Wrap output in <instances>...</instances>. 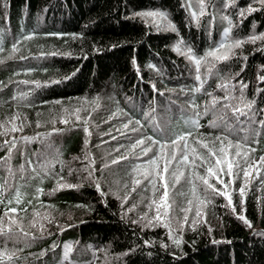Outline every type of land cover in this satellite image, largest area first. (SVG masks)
Segmentation results:
<instances>
[{
	"label": "trees",
	"instance_id": "obj_1",
	"mask_svg": "<svg viewBox=\"0 0 264 264\" xmlns=\"http://www.w3.org/2000/svg\"><path fill=\"white\" fill-rule=\"evenodd\" d=\"M218 1H226L224 14L233 21L225 29L227 40L264 37L260 0ZM188 2L0 0V121L17 114L23 127L0 138V222L11 218L29 224L44 211L71 215L61 229L31 232L27 241L18 240L12 258L5 256L0 262L57 264L62 246L71 241L73 259L78 261L90 260L93 252L87 249L99 245L108 250L111 260L117 259L111 264H264V210L259 207L264 188L258 189L262 183L250 186L244 199L233 194L236 213H243L251 227L236 214H219L211 208L213 220L208 225L169 234L160 227L143 228L136 214L123 206L130 202L121 201L126 193L135 201L147 198L153 186L148 179L139 185L134 181L157 149L140 155L139 148L130 151L129 146L142 136H154V120L187 131L193 116L190 102L202 110L211 100L206 93L226 96L229 90L215 87L222 82L233 79L236 87L231 95L237 98L240 82L247 85L243 96L252 107L251 122L240 117L249 134L243 147L252 158L264 156L260 123L264 121V40L246 42L235 57L217 62L213 75L202 66L205 83L201 91H194L200 86L195 66L175 50L178 43L182 40L181 48L191 47L201 57L222 42L217 26L208 25V15L198 16ZM142 11L163 12L177 31L155 30L140 18ZM212 120L211 112L202 116L201 127L187 142L189 148L199 136L214 140L220 135ZM24 138L36 139L25 142ZM124 155L127 159H119ZM114 159L119 162L112 164ZM91 160L95 162L92 179L71 171L92 168ZM99 176L117 182L122 196L116 197L113 187L98 190ZM58 182L78 187L61 188ZM182 196L177 192L176 197ZM12 233L9 251L18 238ZM4 240L0 236V249Z\"/></svg>",
	"mask_w": 264,
	"mask_h": 264
},
{
	"label": "snow or ice",
	"instance_id": "obj_2",
	"mask_svg": "<svg viewBox=\"0 0 264 264\" xmlns=\"http://www.w3.org/2000/svg\"><path fill=\"white\" fill-rule=\"evenodd\" d=\"M262 4H264V0H260ZM203 7L201 8L200 15H203ZM141 19H147L152 18L153 22L156 24V26L159 28L161 26L164 27L165 30H171L173 32H176L175 25H173L170 21H168L166 14L162 12H142L138 13ZM196 14L193 13V16ZM243 15V13H241ZM161 22H165L162 23ZM231 23V22H229ZM227 36L228 33H225L226 40L224 43H221L218 47L209 50L204 56L197 57L195 53L192 51L190 47H184L181 48V45L183 44V41L181 40L177 47L176 51L178 53L183 54L191 63L194 64L195 70H196V80L200 82V86L194 89V91H201L203 88V84L205 83L204 80L201 79L200 69L202 66H206L208 75H213V70L216 68L217 62L221 60H227L229 58V52L221 53V49H229L230 46L227 43ZM30 38V37H27ZM257 39L264 40V37H257L253 36L251 37V42H255ZM244 41L237 40L234 41V43L231 45V47H239ZM13 51H15V46H13ZM55 55V53H53ZM261 80L264 81V77H261ZM154 87V86H153ZM221 89L229 88L228 84L221 83L219 85ZM235 85H231V88H235ZM247 85L243 83V81L240 82V96L239 98L234 97L231 95V88L229 89V92L224 97H216L212 93H206L208 96L211 97L210 101H207L205 105L203 106V109L201 110V106L196 104L195 101L190 102V107L193 110V116L188 120V124L190 125L189 129L187 131H177L175 129H172L168 126L166 121H153V128H154V136H142L135 140L133 144L129 146V150H135L137 148L140 149V155H147L149 152L153 151V148H156L157 151L155 154L147 161V165L143 166L146 168L145 171L141 173L142 177L144 179H148L149 182L153 185V189L155 190V187L157 183L159 182L163 187L162 196L160 197L159 203H157V200L154 198L152 200V204L149 205V209H151L152 205H157L156 207V216L153 218L154 220H160V209L161 208H168L171 207V205L168 203V188L169 184L167 181V176L169 175V166L173 163L175 164V167L172 168L171 175L175 182H179V179L184 175V172L182 171V168L187 166L192 169V179L189 181L193 185L192 192L195 193V179L197 178V172L195 169L200 167H205L206 175H199L198 179L202 182L203 185H205V191L208 189H211L213 192L218 191L212 184L209 183V178L215 177L217 179V183L223 184L224 181L222 179L223 175H227L229 177L233 176V166L235 165L239 171L236 173L237 176L240 175V173H243L244 178V186L240 187L238 189L240 196L243 198L245 193V187L247 186V177L250 175V172L252 170L253 164L249 163L248 161V153L247 151L241 152L240 149L243 145L248 144L249 140V134L247 132V129L244 127L243 122L240 120V117H247L249 122H251V107L252 102L251 101H245L243 96V89L246 88ZM26 98V96L22 97ZM233 99H239L240 103L233 105L232 100ZM220 105L219 108H217V105ZM77 111V119L79 120L80 117L78 115ZM209 112L213 115V120L211 121V126L215 128L220 129V135L216 136L214 138L213 143L217 144L218 147H209L207 143H203L202 140H197L195 143L205 150L203 154L197 153V149L195 147L189 148L188 140L192 136L193 131L199 129L201 127L200 119L202 116L208 115ZM229 113H231V116H229ZM63 123H67L68 121L66 119L62 120ZM85 123H87V120H85ZM137 124L140 122L137 121ZM262 125H264V121L260 122ZM39 126V123L37 124ZM125 128L128 127L127 124L124 125ZM17 128L14 126L12 128V131H16ZM85 132H88V129H84ZM133 131H137V129H133ZM243 132L244 135L240 136L238 133ZM88 135H91V133H88ZM256 133H252V136L254 137ZM235 136V140L232 139V137ZM115 139V137H113ZM31 139L36 138H24L25 142ZM149 141V144L145 146V141ZM7 143V141H6ZM16 141L13 140L9 152H11V148L15 146ZM87 143V142H86ZM182 144V147H181ZM235 147L236 151L232 153L230 150ZM193 153V157L191 162H189V153ZM179 153V156H178ZM87 158V157H86ZM119 159H127V156L124 155L120 157ZM119 159H114L111 161L112 164H116L119 162ZM199 161V165H197L196 161ZM163 162V165L161 166L160 162ZM90 163L94 165V160H91ZM260 163L264 164V157H260ZM105 167H108V164H105ZM84 171L88 173V176L86 179H92L93 173L95 171L94 167L91 169L85 168ZM232 181H230L231 183ZM141 183V179L137 178L134 181L135 185H139ZM59 187H78V185H59ZM95 186L97 189H100V184L98 180H95ZM225 188L228 187L227 184L224 185ZM135 187L132 188V191H135ZM42 191V190H38ZM220 195H225L226 193L223 191H220ZM101 195H104L103 192H101ZM119 198V197H118ZM228 198L229 204H231V198ZM16 202H20L19 195L16 196ZM243 202V200H242ZM9 203H12V201H9ZM191 203V201H189ZM189 209H183V211H188ZM11 212H16V208H11ZM233 211H235V208H233ZM166 214V213H165ZM5 216L9 215V212L6 211L4 213ZM199 215V213H197ZM242 221H244L246 224H248L249 227H251L250 222L246 220V218L243 215H240L238 217ZM141 219H148L147 216L141 217ZM184 221H187V216L184 217ZM134 223L136 221H133ZM149 225H152V220L148 221ZM0 225H2V222H0ZM165 227H168L167 224L164 225ZM24 236H27L28 233H22ZM14 234L12 233L11 226L7 229V234L5 233L2 226H0V236H5V240L3 243L2 249H0V260L3 259V257L7 256L8 259H11L12 256L15 254V250L9 251L7 249V242L8 240L12 239V236ZM35 237H33L34 239ZM178 244L179 241H176Z\"/></svg>",
	"mask_w": 264,
	"mask_h": 264
},
{
	"label": "rangeland",
	"instance_id": "obj_3",
	"mask_svg": "<svg viewBox=\"0 0 264 264\" xmlns=\"http://www.w3.org/2000/svg\"><path fill=\"white\" fill-rule=\"evenodd\" d=\"M188 1H189L188 2L189 6L193 7V9L196 10L195 12L197 13L198 16L208 15V18H207L208 25L213 26V27L217 26L219 31H221L220 33L221 42L224 43L225 42L224 39L226 38L224 35L226 33L225 29L226 28L228 29L233 22L232 21L231 23H229L230 19L224 14V5L226 1L223 3H219L218 0H215L214 3H209L211 0H188ZM202 7H203L204 14L200 15ZM192 10L190 9V11ZM142 12H150V11H142ZM151 12H160V11H151ZM143 20L147 24L151 25L155 30L167 31L164 29L163 26L158 28L156 24L153 22L152 18H147ZM168 21L170 20L168 19ZM161 23L163 25V23L165 22H161ZM257 37H261V36H257ZM237 40H241V39L232 38L230 40H227V43L229 44L230 48L221 49V53H225V52L230 53L228 59L235 57L238 53H240L243 50V47L246 42L251 43V37H250V38H247V39L245 38L241 40L244 42L239 47H231L234 41H237ZM227 60H221V61H227ZM225 84L229 85V88H224L226 89V93H227V91L231 88V85L235 83L232 79L231 81L225 82ZM219 85L220 84H217L215 85V87L220 88ZM231 91H232V88H231ZM75 114L77 115L76 112L74 113V116ZM229 116H231L230 113H229ZM53 124H55V122H53ZM14 126L17 128L16 131H12V128ZM22 128L23 127L20 124V121H18L17 114L16 116L5 117L4 119L0 121V138L2 137L7 138L8 136L15 134L16 132H19ZM19 138L18 140H21ZM197 140H202L203 143H207L209 147L215 148L219 146L218 143L217 144L213 143L214 140H205L201 138L200 136L196 138V141ZM195 142L194 144L191 145L190 148L195 147L197 149V153L203 154L205 150L199 147ZM18 146H19V143H18ZM181 147H182V144H181ZM230 151L234 153L236 151L235 147H233ZM240 151L243 153L247 150L244 149V147L242 146ZM247 153H248V161L249 163L253 164V167L250 172V175L247 177V186L245 187L244 197L247 191L249 190L250 186H252L253 184L257 182L262 183L258 189L264 188V164L260 163V158H257V159L252 158L248 151ZM134 154L136 153L134 152L133 155ZM102 155L104 154L102 153ZM193 155H194L193 153L191 152L189 153V157H190L189 162H191ZM178 156H179V153H178ZM85 159L86 158H84L82 161H85ZM160 163L162 166L163 162L161 161ZM196 163L197 165H199L200 162L197 160ZM173 167H175L174 163L169 166V175L167 176V181L169 184L168 203L171 205V207H168L166 209L165 208L160 209V220L158 221L153 219L157 214L156 213L157 205H152L151 209H149L148 206L152 204V200L154 198L157 200V203H159L160 201V197L162 196V192H163V187L159 182L157 183L155 190L153 189V186H152L150 190V195L147 198L143 197L142 199L135 201L133 198L130 197L129 193H126L124 196H122L118 183L115 182L111 184L108 181L107 176H105L104 178H101L99 176L96 180L99 181L100 188L102 190L104 189L105 186L107 188L113 187L116 190L115 191L116 197L122 196L121 197L122 203L124 202L126 204L127 201L130 202L128 205H123V206H125L126 211L136 214L137 220L139 221V224L142 225L143 228L160 227V228L165 229L169 234H177V233L182 234L185 231L196 229L203 225H208L211 222V220H213V217H211L213 215V212L208 211L211 208L215 210L216 212H218L219 214L226 212L229 214H236L238 216L243 215V213L241 214L236 213V208L233 202V194L236 192L238 195H240L238 189L244 186L243 173L241 172L240 175L237 176L236 173L239 171V169L235 165L233 166V176L232 177H229L226 174L222 176V179L224 181L223 184L217 183V179L215 177L209 178V183L212 184L216 189H218V191L216 192H213L211 189H208L207 191H205L206 186L203 185L202 182L198 179L199 175H206L205 167L198 166L195 169V171L198 174L197 178L195 179V189H196L195 193L192 192L193 185L189 183V181L193 178L192 169L187 166L183 167L182 171L184 172V175L179 179V182H175L171 175ZM89 169H91L90 166H89ZM71 171L75 174L84 173L88 176V173L80 167H76V169L71 168ZM142 172L143 171H141L140 173ZM139 179H141V181L146 180L142 177V175L139 177ZM230 181L232 182L230 183ZM225 184L228 185L227 188L224 187ZM63 185H70V182H66ZM132 188L133 186L130 189ZM220 191L225 192L226 196L220 195L219 194ZM177 192L182 193L183 194L182 197L188 196L187 199L185 200L182 197H179V198L176 197ZM227 197L231 198V204H229ZM189 201H191V203H189ZM259 207L260 209L264 210V192L261 194V197L259 199ZM233 208H235V211H233ZM183 209H189V210L183 211ZM197 213H199V215H197ZM144 216H147L148 219H141V217H144ZM185 216H187L186 222L184 221ZM70 220H71V215L69 214L44 211V212H41L35 215L29 224H23L20 222H16L15 220L11 218H5L2 222V225L0 226L3 227L4 231H6L9 228V226H11V229L14 231L15 235L18 237V238H15V241L10 246V249L13 250L18 240L27 241V239L29 238V233L35 232V233L44 234V233H47L48 231H52L53 227H56V226L58 229H61ZM149 220H152V225H149L148 223ZM165 224H167L168 227H165L164 226ZM21 233H28V235L24 236ZM71 244H72L71 241H66L64 243V245L62 246V249H63L62 256H61V259L57 262V264H111V262L117 260V259L111 260L109 257L108 250L99 248V245H92L91 248L89 247L87 249L91 253L93 252L90 260H86V261L75 260L73 259V255L71 253ZM15 263H16L15 260L0 262V264H15Z\"/></svg>",
	"mask_w": 264,
	"mask_h": 264
}]
</instances>
